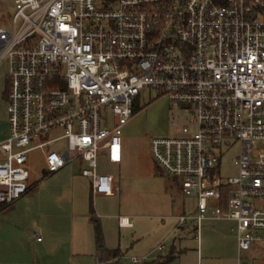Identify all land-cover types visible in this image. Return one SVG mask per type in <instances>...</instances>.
I'll return each instance as SVG.
<instances>
[{
	"label": "built area",
	"instance_id": "obj_1",
	"mask_svg": "<svg viewBox=\"0 0 264 264\" xmlns=\"http://www.w3.org/2000/svg\"><path fill=\"white\" fill-rule=\"evenodd\" d=\"M13 5L10 28L0 25L9 92L0 203L29 191L30 153L60 141L63 150L45 155V172L78 163L93 196L112 193L115 176L99 172L100 156L121 162L123 128L150 87L193 113L180 132L150 139L158 166L180 177L183 192L197 200L192 215L176 217L175 231L191 221L199 239L205 220L232 221L235 264H264V0ZM232 140L237 174L225 177L221 158ZM165 247L166 240L156 250Z\"/></svg>",
	"mask_w": 264,
	"mask_h": 264
},
{
	"label": "rangeland",
	"instance_id": "obj_2",
	"mask_svg": "<svg viewBox=\"0 0 264 264\" xmlns=\"http://www.w3.org/2000/svg\"><path fill=\"white\" fill-rule=\"evenodd\" d=\"M13 13V0H0V25L10 28ZM7 72L8 61L5 60L0 63V131H4L7 118ZM191 119L193 113L189 108L171 102L160 91L150 87L143 89L135 100L134 115L123 128L122 163L111 164L105 160L103 152L98 162L100 173L115 176L116 193L93 196L92 201L90 179L80 178L82 166L73 163L52 175L45 172V155L63 150V141L31 152L28 168L32 181L41 179V182L34 192L9 205L0 214V262L98 264V257L102 255L96 251L95 224L88 221L90 209H93L105 247L121 253L118 257H105L107 264H132L131 257H142L155 250L171 235L165 252L172 248L171 240L175 237V245L182 251L171 264H234L237 245L232 230L236 224L232 221L205 220L199 239L191 221L188 227H193L192 232L172 234L177 222L175 217L192 215L197 200L183 192L180 177L168 174L158 166L151 153L150 139L178 133L190 125ZM57 134L60 132H52L53 136ZM238 152L234 140L223 150V176L237 174L234 160ZM72 182L89 188V192L82 193L76 200V215L85 225L81 222L73 224L69 218L65 223V217L73 212L71 200L66 202L68 190L70 194L72 192L68 187ZM122 215L131 220L130 226L120 227ZM51 221H58L59 225H49ZM38 237L42 243L37 242ZM158 254L159 251L153 252L149 259ZM170 258L171 254L152 262H166Z\"/></svg>",
	"mask_w": 264,
	"mask_h": 264
},
{
	"label": "crops",
	"instance_id": "obj_3",
	"mask_svg": "<svg viewBox=\"0 0 264 264\" xmlns=\"http://www.w3.org/2000/svg\"><path fill=\"white\" fill-rule=\"evenodd\" d=\"M7 107V106H6ZM6 120H7V118H6ZM5 120V129H4V131H0V140L1 139H3L5 136H6V134H7V130H8V126H7V121ZM122 136H123V131H122ZM101 157H102V155L100 156V159H101ZM104 158H105V156H104ZM99 159V160H100ZM105 160H106V158H105ZM107 161V160H106ZM122 161H123V157H122V160H121V162H119V163H111V164H120V163H122ZM78 164V163H77ZM71 165V164H70ZM78 165H80L81 166V164H78ZM65 168V167H64ZM57 173V172H56ZM110 174H112V173H110ZM50 175H52V174H50ZM44 178V177H43ZM80 178L81 179H88L89 180V178H87V177H84V176H82L81 174H80ZM116 179V178H115ZM40 182H41V179L39 180V181H37V180H34V181H32V175H31V177H30V180H29V191L22 197V198H20L19 200H17V201H21L22 199H24V197H26L27 195H28V193H32V192H34V190H36L38 187H35V186H37L38 184H40ZM35 187V188H34ZM68 187H70V189L72 190V192H71V194H70V190H68V192H67V194H66V202H68L69 200H71V203H72V205H73V212H72V214L70 215V216H66L65 217V223L68 221V218H69V222L71 221L73 224H75V223H78V222H81V224H83V225H85V222H83V220H82V218H80V217H78L77 215H76V200H77V197H80V196H82V193L84 194L86 191L87 192H89V188H84L83 186H81V185H76L75 183H71V185H69ZM90 199H91V201H92V199H93V194H92V189H91V181H90ZM113 193H116V189L112 192V193H109L110 195L111 194H113ZM104 196V195H103ZM70 197V199H68ZM72 198V199H71ZM16 201V202H17ZM14 204V203H13ZM9 207V206H8ZM5 210V209H4ZM3 210V211H4ZM91 210L92 209H90V214H89V220L88 221H90V218H91V216H92V214H91ZM2 213V211L0 212V214ZM93 216H95L94 215V210H93ZM96 217V216H95ZM113 217H115V216H113ZM97 218V217H96ZM122 218H126V219H128V217L126 216V215H122L121 217H120V219H119V225H120V227H128V226H130L131 225V220H129V222H128V224H126V222L125 223H122ZM175 219H176V217H175ZM60 220V219H59ZM58 220V221H59ZM58 221H56V222H53V221H51V223H49V225H54L55 226V224L56 225H59V222ZM84 221H87V220H84ZM176 221H177V219H176ZM217 221H227V220H217ZM91 222V221H90ZM176 224H177V222H176ZM48 225V226H49ZM189 226V224L186 226V228H184V229H180V230H176L175 231V227H174V229H173V232H172V234L174 233H177L178 231H179V233H183L184 231H186V230H188V231H191L192 232V230H191V228L193 229V227H188ZM192 226V225H191ZM173 234V235H174ZM34 235L36 236V235H38V233L37 232H34ZM172 236V235H171ZM171 236H169L168 238H166L165 240H166V247H165V249H163L162 251H160L159 252V254L155 257V258H153V259H149L150 258V255L153 253V252H158L156 249L155 250H152L151 252H149V253H147V254H145L144 256H146L147 258L145 259V261H143V262H141L140 264H149V262H152V261H154V260H156V259H161L162 257L164 258V257H166L167 255H169V254H171V257L172 258H170V263H168V264H171L172 262H173V260H175L176 259V255H177V253L178 252H182L181 250H178V248L176 247V245H175V240H176V237L175 238H173V240H171L172 241V248L168 251V252H165V250H166V248H167V245H168V243L170 242V239H171ZM102 237V244H101V247H99V245H98V243H97V240H96V233H95V241H96V244H97V250L96 251H98V253H100L104 258L105 257H107L106 255H105V251H114V250H116V249H107L106 247H105V245H104V241H103V236H101ZM37 242L38 243H42L43 242V240H41L40 239V237H38L37 238ZM163 242V241H162ZM159 245V244H158ZM236 245H237V242H236ZM158 247V246H157ZM156 247V248H157ZM119 251V250H118ZM198 252H199V248H198ZM119 255H121V253L119 252ZM237 256V255H236ZM143 257V256H142ZM235 263H236V260H235ZM234 263V264H235ZM0 264H2V262H0Z\"/></svg>",
	"mask_w": 264,
	"mask_h": 264
},
{
	"label": "trees",
	"instance_id": "obj_4",
	"mask_svg": "<svg viewBox=\"0 0 264 264\" xmlns=\"http://www.w3.org/2000/svg\"><path fill=\"white\" fill-rule=\"evenodd\" d=\"M9 205H4L2 203H0V212L3 211L6 207H8ZM91 218H90V221L95 224V233H96V240H97V243L99 245V247H101V244H102V232H101V226L98 222V219H96L94 216H93V209L91 210ZM105 255L107 257H118L119 256V251L118 250H114V251H105ZM170 259L167 260L166 262H160V263H156V264H168L170 263ZM151 264H155L154 262H152Z\"/></svg>",
	"mask_w": 264,
	"mask_h": 264
}]
</instances>
